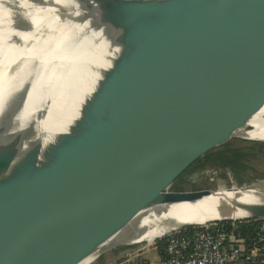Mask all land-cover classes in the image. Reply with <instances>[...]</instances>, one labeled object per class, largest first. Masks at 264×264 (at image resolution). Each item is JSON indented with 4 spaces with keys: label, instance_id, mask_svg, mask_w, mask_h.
Segmentation results:
<instances>
[{
    "label": "water",
    "instance_id": "obj_1",
    "mask_svg": "<svg viewBox=\"0 0 264 264\" xmlns=\"http://www.w3.org/2000/svg\"><path fill=\"white\" fill-rule=\"evenodd\" d=\"M50 1L51 10L71 8ZM72 1L99 37L45 66L0 70V264H84L135 207L230 191L171 186L232 140L261 142L214 134L225 119L213 116L264 99V0ZM30 90L38 113L24 120ZM74 113L50 139L37 134ZM242 209L241 218L198 211L174 232L264 219V206Z\"/></svg>",
    "mask_w": 264,
    "mask_h": 264
},
{
    "label": "bare ground",
    "instance_id": "obj_2",
    "mask_svg": "<svg viewBox=\"0 0 264 264\" xmlns=\"http://www.w3.org/2000/svg\"><path fill=\"white\" fill-rule=\"evenodd\" d=\"M54 2L57 5L67 4L71 8L76 7L72 0H54ZM48 7H53L50 0L43 4L41 0H0V34L6 39L13 40L18 45L19 51L28 52L27 60L19 66L21 69L29 64L31 68L35 62L45 66L51 61L64 58L71 53L70 50L84 51L91 39L99 37L103 32L101 29H95L90 20L79 23V18L77 19L71 8L60 9L63 11L60 14V11ZM116 51V48L107 51L106 59L110 58L108 55H115ZM103 64L101 66L103 68L108 66L107 62ZM19 87L20 85H17L13 89ZM89 92L90 89L84 94ZM33 99L30 90L23 110L24 120H30L38 113L33 107L36 101ZM262 113H264V99H249L226 107L214 114L213 119L224 118L225 121L219 128L213 130V133L227 138L240 137L264 142V134L255 130V126L261 120L258 116ZM75 115L76 113L68 117L69 119L60 116L59 119L48 122L49 125L46 127L40 123L41 129L37 134L43 140L50 139L53 134L63 131ZM35 137L36 135L33 138ZM236 190L237 188L233 186L230 191L199 196L195 194L192 196L193 201H175V205L168 207L147 209L135 207L136 213L126 218L110 239L102 244L84 264L116 246L141 242L149 243L151 246L157 238L167 237L181 226L194 222L191 215L198 211H225L232 214H224V217L241 218L246 216L241 211L242 208L264 206V197L242 196L239 194L244 190ZM164 195L170 196L166 193Z\"/></svg>",
    "mask_w": 264,
    "mask_h": 264
},
{
    "label": "built area",
    "instance_id": "obj_3",
    "mask_svg": "<svg viewBox=\"0 0 264 264\" xmlns=\"http://www.w3.org/2000/svg\"><path fill=\"white\" fill-rule=\"evenodd\" d=\"M241 222L229 229L211 231L197 227L191 235L179 232L165 237V256L158 264H264V219L259 220L255 235H241ZM145 247L129 250L112 264H140Z\"/></svg>",
    "mask_w": 264,
    "mask_h": 264
},
{
    "label": "trees",
    "instance_id": "obj_4",
    "mask_svg": "<svg viewBox=\"0 0 264 264\" xmlns=\"http://www.w3.org/2000/svg\"><path fill=\"white\" fill-rule=\"evenodd\" d=\"M224 168L234 171L238 177V179L236 178L238 186L264 179V143L232 140L198 159L175 181L171 189L174 191L203 189L186 187L189 184V177L201 173L203 170L216 172L218 178L229 184ZM258 224L259 220L241 222V235L248 240L253 238ZM229 226L230 222L221 223L218 229L220 231L228 230ZM195 229L197 228H187L179 231V234L189 236ZM165 245V238L154 242V246L158 248V253L162 258L165 256ZM141 264H147V262L143 260Z\"/></svg>",
    "mask_w": 264,
    "mask_h": 264
},
{
    "label": "rangeland",
    "instance_id": "obj_5",
    "mask_svg": "<svg viewBox=\"0 0 264 264\" xmlns=\"http://www.w3.org/2000/svg\"><path fill=\"white\" fill-rule=\"evenodd\" d=\"M27 56H28V52L21 51V50L19 51L18 45L15 42H13V40L6 39L0 34V70L2 68L4 69V67L8 66V65L9 66L11 65V66L15 67L16 69L19 68V66H21L24 63V61L27 60ZM29 57L31 58L32 55L30 54ZM258 117L261 120L255 126V130L262 132L264 134V113L260 114ZM227 179H228L227 181L229 184H227L226 181H223V180L217 178L216 173L213 174L210 170H206V171L201 172L200 174H197V176H194L191 179V182L186 185V187L187 188L195 187V188L214 190V189L230 188L231 186H238L236 184V179L234 177H230V178L227 177ZM239 195H242V196H244V195L245 196H252L253 195L252 197H264V181L257 186H253L252 188H250L248 190H244ZM139 247H145L146 249L144 250V253L146 255H148L149 250L154 247V243L151 246H149V243H144V244H140L137 246L125 247L122 249L123 250H125V249L132 250V249L139 248ZM119 249H120V247L106 252L98 260H101L102 258H106V257L109 258L111 255L114 254V252L116 250H119ZM143 254H142L141 258L144 257ZM98 260H96V262ZM143 260L144 259H142L141 262Z\"/></svg>",
    "mask_w": 264,
    "mask_h": 264
},
{
    "label": "crops",
    "instance_id": "obj_6",
    "mask_svg": "<svg viewBox=\"0 0 264 264\" xmlns=\"http://www.w3.org/2000/svg\"><path fill=\"white\" fill-rule=\"evenodd\" d=\"M121 249L122 248L116 250L114 254L111 255L109 258L108 257L102 258L101 260H98L94 264H112L116 260L122 258L130 250V249L129 250L128 249L121 250ZM158 252H159L158 248L154 246L152 249L149 250L148 255H146L145 253L143 254L144 257H142V259H144L147 262V264H158L159 260L162 259V257Z\"/></svg>",
    "mask_w": 264,
    "mask_h": 264
},
{
    "label": "flooded vegetation",
    "instance_id": "obj_7",
    "mask_svg": "<svg viewBox=\"0 0 264 264\" xmlns=\"http://www.w3.org/2000/svg\"><path fill=\"white\" fill-rule=\"evenodd\" d=\"M203 171H206V170H203ZM203 171H202V172H203ZM211 172H212L213 174L216 173V172H214V171H211ZM198 174H200V173H198ZM216 174H217V173H216ZM217 178H218V177H217ZM219 179H220V178H219ZM188 182L190 183L191 181L188 180ZM174 183H175V182H174ZM174 183H173V184H174ZM173 184H172V185H173ZM171 187H172V186H171Z\"/></svg>",
    "mask_w": 264,
    "mask_h": 264
}]
</instances>
